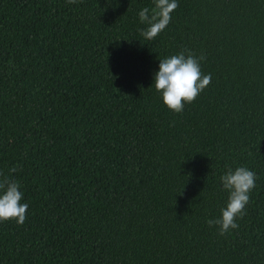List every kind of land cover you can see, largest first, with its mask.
Returning <instances> with one entry per match:
<instances>
[{
    "label": "trees",
    "instance_id": "1",
    "mask_svg": "<svg viewBox=\"0 0 264 264\" xmlns=\"http://www.w3.org/2000/svg\"><path fill=\"white\" fill-rule=\"evenodd\" d=\"M177 3L147 40L154 0H0V172L29 205L0 264H264V0ZM181 51L211 83L176 113L154 74ZM241 166L255 188L221 236Z\"/></svg>",
    "mask_w": 264,
    "mask_h": 264
},
{
    "label": "clouds",
    "instance_id": "2",
    "mask_svg": "<svg viewBox=\"0 0 264 264\" xmlns=\"http://www.w3.org/2000/svg\"><path fill=\"white\" fill-rule=\"evenodd\" d=\"M70 4L77 0H67ZM155 7L143 8L139 12L141 23L148 25L141 30L142 36L147 40L157 37L170 23L171 13L178 7L177 0H154ZM204 56L197 58L190 51L171 55L159 59V70L154 74L155 90L161 94L163 103L176 113L184 110L185 104L194 102L201 92L211 83V74H204L200 61ZM16 167L10 169L15 173ZM256 173L247 167H237L234 171L229 169L220 177L223 188L229 193L225 208L221 209V217L209 219L210 227L219 226V235L227 234L230 229H237L236 219L243 218L245 208L250 201V193L255 188ZM20 183L10 179L0 172V222L15 220L22 225L27 216L29 205L22 203L23 192ZM202 194V193H201Z\"/></svg>",
    "mask_w": 264,
    "mask_h": 264
}]
</instances>
